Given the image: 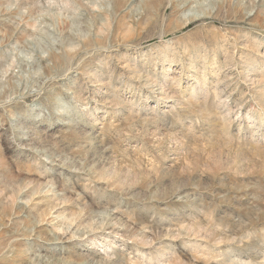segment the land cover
I'll return each instance as SVG.
<instances>
[{"label":"rangeland","instance_id":"rangeland-1","mask_svg":"<svg viewBox=\"0 0 264 264\" xmlns=\"http://www.w3.org/2000/svg\"><path fill=\"white\" fill-rule=\"evenodd\" d=\"M0 264H264V0H0Z\"/></svg>","mask_w":264,"mask_h":264}]
</instances>
